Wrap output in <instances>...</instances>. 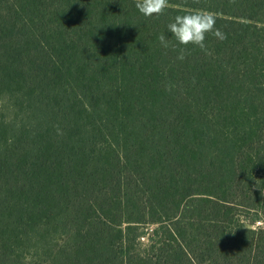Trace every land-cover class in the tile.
Returning a JSON list of instances; mask_svg holds the SVG:
<instances>
[{"label": "trees", "instance_id": "obj_1", "mask_svg": "<svg viewBox=\"0 0 264 264\" xmlns=\"http://www.w3.org/2000/svg\"><path fill=\"white\" fill-rule=\"evenodd\" d=\"M135 4L0 0V264H264V0Z\"/></svg>", "mask_w": 264, "mask_h": 264}, {"label": "clouds", "instance_id": "obj_2", "mask_svg": "<svg viewBox=\"0 0 264 264\" xmlns=\"http://www.w3.org/2000/svg\"><path fill=\"white\" fill-rule=\"evenodd\" d=\"M199 3L200 0H193ZM170 0H136V8L145 17H159L169 8ZM168 32L171 33L175 40V44L181 46L178 59H185L184 53L189 45L206 50V38L208 34H212L219 40L226 39L219 28L216 27L215 14L204 11L195 10L182 15H176L174 20L167 25ZM159 41L164 48H168L170 41L164 34L159 36Z\"/></svg>", "mask_w": 264, "mask_h": 264}, {"label": "rangeland", "instance_id": "obj_3", "mask_svg": "<svg viewBox=\"0 0 264 264\" xmlns=\"http://www.w3.org/2000/svg\"><path fill=\"white\" fill-rule=\"evenodd\" d=\"M247 220H249V219H247ZM259 224H260V222H259ZM153 228H154V226H151V227H149L148 229H146V231L148 232V231L152 230ZM144 238H145V240H146L147 236L144 237Z\"/></svg>", "mask_w": 264, "mask_h": 264}]
</instances>
